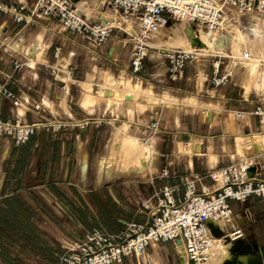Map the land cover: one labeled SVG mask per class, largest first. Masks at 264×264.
<instances>
[{
	"label": "crops",
	"instance_id": "0c3cea01",
	"mask_svg": "<svg viewBox=\"0 0 264 264\" xmlns=\"http://www.w3.org/2000/svg\"><path fill=\"white\" fill-rule=\"evenodd\" d=\"M110 1L74 0V6L88 19H103L110 15ZM36 2L0 0V4L22 6L25 15ZM56 46L61 47L58 57L54 55ZM131 48L132 39L124 31L97 44L63 27L54 17L35 14L29 22L18 21L15 12L0 10V83L14 94L0 93V119L89 120L85 127L39 129L20 145L12 136H0V205L11 207L12 226L19 220L39 234L32 245H36L35 252L32 246L27 248L32 254L7 250L4 254L9 261L0 259V264H59L64 239L79 238L93 227L116 232L128 221L148 223L159 187L174 185L179 188L177 194L184 195L186 180L192 179L198 193H210L219 187L210 172L235 159L250 157L251 173L264 177V123L252 113L258 103L249 99L236 80L239 67H246L248 61L228 59L234 67L232 81L213 87L208 81L212 60H208L205 83L196 91L198 103L157 102L141 109L131 92L128 98L117 97V91L125 88L112 83L114 79L139 85V81L134 82L137 73L131 68ZM156 61L168 74L163 53ZM71 66V76L52 72V67L65 71ZM190 66L191 62L184 75ZM147 67L145 63L143 68ZM151 74L155 79L156 73ZM151 90L157 91L155 83ZM237 111L245 112L242 118L236 117ZM154 121L159 124L156 133L150 128ZM117 125L137 140L152 135V160L144 163L139 155V164L132 160L126 164L127 169L139 170L135 173L109 175L101 163L102 155L117 145L115 140L121 138L118 145L121 143ZM137 140L130 147L132 159L142 151ZM30 201L45 203L51 228L36 218L27 204ZM231 205L232 220L224 231L215 232L223 235L241 229L244 234L224 242L218 264L242 260L243 255L250 256L251 264H264V197L252 195ZM9 240L0 231V241ZM238 240L242 241V253L234 250ZM252 242L257 248L252 245L250 250L247 246ZM114 264L193 263L173 241H158L142 256L127 255Z\"/></svg>",
	"mask_w": 264,
	"mask_h": 264
},
{
	"label": "built area",
	"instance_id": "2783aa9c",
	"mask_svg": "<svg viewBox=\"0 0 264 264\" xmlns=\"http://www.w3.org/2000/svg\"><path fill=\"white\" fill-rule=\"evenodd\" d=\"M20 8L0 4V10L15 12L18 21H31L35 14L54 17L65 28L88 36L97 44H103L117 31H124L132 39L130 52L131 68L139 72L145 64L153 37L173 19H180L199 26L207 33L221 32L236 13L264 14V0H111L110 15L91 20L82 16L74 6V0H37L36 6L27 15ZM198 46L189 48L161 49L167 59L170 78L184 75L191 61H200L205 54ZM61 47L56 46L54 55L59 56ZM254 60L251 50H244L238 57L220 53L211 62L208 77L213 87L232 81L234 67L228 59ZM18 67L21 64L17 63ZM55 75L71 76L74 67L62 71L52 67ZM0 93L14 96L0 83ZM244 111L235 113L242 118ZM252 113L264 123V104L256 105ZM102 122L101 119H99ZM89 120L52 119L50 121L26 122L0 119V136H12L16 145L27 142L39 129L57 131L64 128L85 127ZM152 133L159 131V124L150 125ZM152 135L143 139L149 145ZM253 161L250 157L235 159L229 164L214 169L210 177L219 182V187L210 193H198L194 180L187 179L184 195L177 194L179 188L163 185L157 190V204L152 210L150 222L128 221L116 231L108 232L93 227L81 237L65 240L62 244L59 264H114L127 255L142 256L147 247L158 241H173L188 261L193 264H218L222 243L243 236L241 229H233L217 235L215 229L223 227L233 217L232 201H246L252 195L264 197V177L251 173ZM164 174H169L164 170ZM216 225V227H215Z\"/></svg>",
	"mask_w": 264,
	"mask_h": 264
},
{
	"label": "rangeland",
	"instance_id": "374dc122",
	"mask_svg": "<svg viewBox=\"0 0 264 264\" xmlns=\"http://www.w3.org/2000/svg\"><path fill=\"white\" fill-rule=\"evenodd\" d=\"M189 25L198 35L204 36L209 34L193 23L180 19L171 20L170 24L163 27L151 41L149 58L146 59L147 62L145 61L148 67L145 69L142 68L139 72H136L137 77H134V82L139 81V85H131L126 81L113 79L112 83L114 85L125 88L124 91H117L116 96L119 98H128V94L131 92L132 99H137L139 101V107L141 109H145L148 107L147 105L157 102L166 104L182 101L184 103H198L197 100H195L196 91L200 87H203L205 83L203 74L207 77L208 60L215 59L220 53L240 55L244 50H251L255 59L248 61L246 67H239L236 80L239 84L243 85L242 90L246 95H250V100H254L258 104L264 103V14L257 12L234 14L224 30L217 32L218 34H224V49H216L214 46L208 45L207 42L204 44L203 41L201 42L203 45L195 43L194 45L201 48V52L205 54V57L198 62L191 61V66L183 77L172 79L166 72H162L161 68L157 66L156 59L159 57V53H162L160 51L161 49L194 47L191 43L188 44L187 42L188 34L186 27ZM174 26H178L181 29V35L178 36L175 33ZM151 73H156L155 79H152ZM153 83L157 85L156 92L151 90ZM177 94H180V97H178ZM183 96H185V98H183ZM115 131L121 132V143L118 145L121 138L116 139L115 142L117 145L113 146V148L109 149V151L101 157V163L106 167L107 174L109 173L110 175L111 173L115 174L124 171H133L135 173L139 171L133 168L127 169L126 165L130 160L133 161L132 163L135 162L139 164V147L137 149V154H135L136 157L133 158L134 160L131 158L130 151L131 145L137 139L131 137L124 126L117 125ZM137 141V143L141 144L143 150L140 154L141 159L144 163H148L152 160L155 150L151 145L143 143L142 139ZM0 145H3V142H0ZM27 204L35 212L36 218L40 219L44 226L52 227V224L49 222L50 219L47 217L49 214L44 209L46 207L45 203L30 201L27 202ZM65 240L69 239H64L62 244Z\"/></svg>",
	"mask_w": 264,
	"mask_h": 264
},
{
	"label": "trees",
	"instance_id": "16d2710c",
	"mask_svg": "<svg viewBox=\"0 0 264 264\" xmlns=\"http://www.w3.org/2000/svg\"><path fill=\"white\" fill-rule=\"evenodd\" d=\"M12 211L11 207L10 209H7V207L0 205V231H2V234L5 238H9L10 240L7 243L6 241L2 242L0 241V259L3 262H8V258L4 253L7 252V250H15L20 251V254L22 252H27L29 254H32L31 252H28L27 248H30L33 243L36 242L37 238H39V234L36 231H33L31 228H28L23 223L21 224L18 220L17 222H14V226H12L13 223V217H12ZM20 218L17 217L16 220ZM22 221V220H21ZM18 223L21 224L18 225ZM32 251L35 252L36 245L32 246ZM18 262V260L16 261ZM20 262V261H19ZM17 264V263H13Z\"/></svg>",
	"mask_w": 264,
	"mask_h": 264
},
{
	"label": "bare ground",
	"instance_id": "6f19581e",
	"mask_svg": "<svg viewBox=\"0 0 264 264\" xmlns=\"http://www.w3.org/2000/svg\"><path fill=\"white\" fill-rule=\"evenodd\" d=\"M260 19V18H259ZM258 19V20H259ZM257 20V19H256ZM261 21V20H260ZM259 21V22H260ZM257 22V21H256ZM258 23V22H257ZM259 25V24H258ZM175 29V33L179 36L181 35V29L178 26H174ZM262 29V28H261ZM186 31L188 34V44L191 43L193 46L195 43H199V45H203V43L205 44L206 42L208 43V45H212L214 46L216 49H224V34H218L217 32H214L213 34H208V35H198L193 29L192 27L189 25L186 27ZM204 31V30H203ZM203 41V43H201ZM186 42V43H187ZM201 50V49H200ZM130 87V86H129ZM143 151V150H142ZM141 153V152H140ZM150 153V152H149ZM140 155V154H139ZM145 155V154H144ZM152 155V153H151ZM147 156V155H146ZM145 159V158H144ZM224 242L222 243L223 246ZM224 249V248H223ZM221 251V250H220ZM221 255V254H220ZM245 264H251V259L249 255H243L241 258ZM185 260V259H184Z\"/></svg>",
	"mask_w": 264,
	"mask_h": 264
},
{
	"label": "water",
	"instance_id": "95a60500",
	"mask_svg": "<svg viewBox=\"0 0 264 264\" xmlns=\"http://www.w3.org/2000/svg\"><path fill=\"white\" fill-rule=\"evenodd\" d=\"M241 243H242L241 240L236 241L234 250L242 253L243 251H242V249H240V244ZM252 245H253V247L257 248L255 242H252V243L248 244L247 247L251 250V248H252L251 246ZM225 264H244V262L242 260H237V259L234 258V259H230V260L226 261Z\"/></svg>",
	"mask_w": 264,
	"mask_h": 264
}]
</instances>
